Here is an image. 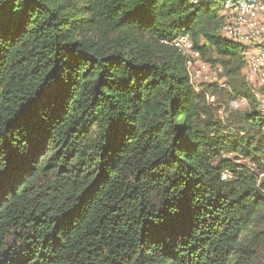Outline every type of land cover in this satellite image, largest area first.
Masks as SVG:
<instances>
[{
  "label": "trees",
  "instance_id": "obj_1",
  "mask_svg": "<svg viewBox=\"0 0 264 264\" xmlns=\"http://www.w3.org/2000/svg\"><path fill=\"white\" fill-rule=\"evenodd\" d=\"M223 21L218 0H0V264H264V114L243 82L248 111L208 116L170 44L239 71Z\"/></svg>",
  "mask_w": 264,
  "mask_h": 264
},
{
  "label": "built area",
  "instance_id": "obj_2",
  "mask_svg": "<svg viewBox=\"0 0 264 264\" xmlns=\"http://www.w3.org/2000/svg\"><path fill=\"white\" fill-rule=\"evenodd\" d=\"M197 1L199 0H193L194 3ZM218 2L220 13L224 17L220 33L232 43L245 48L242 53L243 77L254 94L259 112L264 114V0H219ZM170 44L185 59L199 62L200 53L194 48L193 42L187 35L177 37ZM202 67L204 66L201 65L200 68ZM195 73L200 75L199 70ZM257 85L258 88L255 87ZM221 87H226V84L221 83ZM246 103L244 98H237L230 105L233 109H239ZM227 177V173L222 174V179Z\"/></svg>",
  "mask_w": 264,
  "mask_h": 264
},
{
  "label": "rangeland",
  "instance_id": "obj_3",
  "mask_svg": "<svg viewBox=\"0 0 264 264\" xmlns=\"http://www.w3.org/2000/svg\"><path fill=\"white\" fill-rule=\"evenodd\" d=\"M202 44H204V39L200 38L199 45ZM201 65L204 67L200 68ZM186 66L195 91L199 92L204 99L201 105L207 107L208 116L217 120L228 119L231 121L238 118L241 113L248 111V103L239 109H233L230 105L233 100L240 98L237 92L241 89V83H246L243 77L244 65L237 71L234 68L236 66L233 63L230 64L227 58L223 59L217 56L212 48H209L208 54H200L197 63L186 59ZM197 70L200 75H196ZM221 83H225L226 87H221ZM246 87H249L248 84ZM262 132L264 134V126ZM236 162L253 167L248 160H244L240 156L237 157Z\"/></svg>",
  "mask_w": 264,
  "mask_h": 264
}]
</instances>
